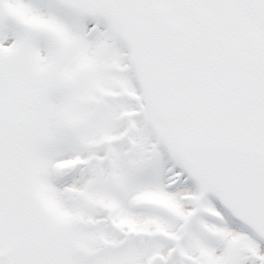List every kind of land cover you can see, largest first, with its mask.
I'll return each instance as SVG.
<instances>
[{"label":"snow or ice","instance_id":"obj_1","mask_svg":"<svg viewBox=\"0 0 264 264\" xmlns=\"http://www.w3.org/2000/svg\"><path fill=\"white\" fill-rule=\"evenodd\" d=\"M0 264H264V0H0Z\"/></svg>","mask_w":264,"mask_h":264}]
</instances>
